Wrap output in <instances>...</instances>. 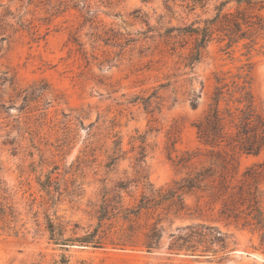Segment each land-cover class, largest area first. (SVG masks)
I'll return each mask as SVG.
<instances>
[{"label": "rangeland", "instance_id": "1", "mask_svg": "<svg viewBox=\"0 0 264 264\" xmlns=\"http://www.w3.org/2000/svg\"><path fill=\"white\" fill-rule=\"evenodd\" d=\"M188 1L0 0V80H8L0 85V201L18 228L0 233V264H54L63 256L61 264H264L258 232L227 225L207 206L198 217L193 197L179 213L159 208L114 219L117 195L124 206L137 203L140 175L165 187L178 176L175 155L199 147L193 124L216 78L231 86L245 76L264 117V37L251 50L214 38L191 61L195 36L183 28L212 11H189ZM262 161L264 150L242 154L239 168ZM47 176L54 203L38 183ZM261 189L264 208V181ZM45 214L64 238L96 228L99 244L55 245ZM157 219L161 237L149 252L142 234ZM198 223L226 233L227 248H169Z\"/></svg>", "mask_w": 264, "mask_h": 264}, {"label": "trees", "instance_id": "2", "mask_svg": "<svg viewBox=\"0 0 264 264\" xmlns=\"http://www.w3.org/2000/svg\"><path fill=\"white\" fill-rule=\"evenodd\" d=\"M186 7L189 11L199 8L202 15L212 11L205 18L196 15L194 22L183 28L189 35L195 36L191 61H198L201 50L214 38L224 42L226 48L241 43L251 50L258 44V39L264 37V0H189ZM259 47L258 52L264 54V43ZM238 79L241 82L233 80L231 86H228L223 78H216L210 101L193 124L199 147L186 149L175 155L173 160L174 165L178 166V176L165 187L154 188L146 176L140 175V179L144 180H141L142 191L137 203L132 207L124 206L122 196L117 195L114 219L129 221L131 215L138 217L142 210L154 213L159 208L165 213L172 210L179 213L189 209L186 198L193 197L194 213L198 217L203 216V206L211 211L216 209L218 218L227 225L235 223L258 232L260 245L264 247L261 189L264 161L243 170L239 168V157L242 154L256 156L264 150V117L253 107L250 82L245 76H239ZM5 81L8 80H0V85ZM191 105L196 106L195 98H192ZM134 182L137 187L139 180ZM38 183L51 203L58 200L51 189L52 180L49 176ZM125 188L127 186L123 184L119 186L120 190ZM13 211L10 205L0 201V233H18ZM106 216L107 210H102L98 219L101 221ZM45 219L49 240L55 245H67L74 241L99 244L95 238L96 228L80 237L64 238L60 225L55 224L47 214ZM130 227L128 232H124L132 238L134 231ZM184 230L186 232L179 236L182 242L172 243L170 249L215 252L227 248V234L215 225L198 223L187 225ZM160 237L161 227L157 219L143 232L141 246L150 252L156 248ZM61 263H65L64 256L54 264Z\"/></svg>", "mask_w": 264, "mask_h": 264}, {"label": "water", "instance_id": "3", "mask_svg": "<svg viewBox=\"0 0 264 264\" xmlns=\"http://www.w3.org/2000/svg\"><path fill=\"white\" fill-rule=\"evenodd\" d=\"M241 251H233V254H239Z\"/></svg>", "mask_w": 264, "mask_h": 264}]
</instances>
